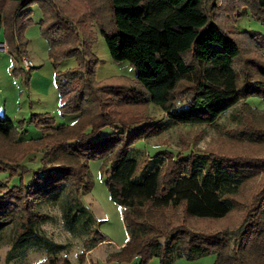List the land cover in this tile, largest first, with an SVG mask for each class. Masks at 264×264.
<instances>
[{"label":"trees","instance_id":"1","mask_svg":"<svg viewBox=\"0 0 264 264\" xmlns=\"http://www.w3.org/2000/svg\"><path fill=\"white\" fill-rule=\"evenodd\" d=\"M0 2V36L19 64L26 57L31 8L41 11L39 30L55 70L59 113L76 117L74 124L56 127L47 115L35 116L31 122L41 136L26 142H19L23 125L0 117V175L7 182L18 179L12 187L0 181V231L15 225L12 251L35 248L49 255L46 264H68L56 259L62 246L40 232L45 216L36 205L59 201L68 233L88 229L93 216L81 196L92 189L88 164L101 160L108 164L101 169L105 187L128 237L107 261L147 264L155 258L173 264L213 256V264H264V181L247 204L238 195L245 183L264 174V158L190 153L169 157L144 174L149 159L140 163L131 156L138 142L163 128L152 123L151 105L172 123L202 125L239 101L264 97V35L228 25L249 15L264 27V0ZM106 7L113 32L101 18ZM94 22L112 61L127 62L134 80L95 81ZM66 59L75 66L58 71ZM12 72L27 82L29 72L17 67ZM244 122L254 132L247 118ZM106 128L110 133L102 136ZM31 154L40 157L27 160H38L36 168L24 163ZM234 215L236 223L229 225ZM87 234L80 263L107 241L97 230Z\"/></svg>","mask_w":264,"mask_h":264},{"label":"rangeland","instance_id":"2","mask_svg":"<svg viewBox=\"0 0 264 264\" xmlns=\"http://www.w3.org/2000/svg\"><path fill=\"white\" fill-rule=\"evenodd\" d=\"M31 10V24L24 32L27 41L24 50H28L27 59L31 61L34 69L28 71L27 82H24L19 74L12 72L16 67L21 68L18 61H15L6 51H0V117L11 120L15 126H24L19 142H26L41 136V132L31 122L35 116L47 115L54 120L56 127L70 126L76 120L74 116H62L59 113V95L54 82L55 70L48 57V44L41 37L39 30L41 11L37 6H33ZM0 13H3L2 2H0ZM102 14L101 18L109 32H113L108 7ZM93 24L91 30L95 35V41L91 52L98 59L95 81L110 85L119 84L125 80H134L136 73L127 62L112 61L99 28L95 22ZM228 25L233 26L239 32L257 31L264 35V27L249 15L238 18L235 22L229 20ZM251 48L254 49L252 46ZM262 53L264 54V48ZM74 66L75 60L66 59L59 63L57 70L63 72ZM148 115L152 118V123L156 128H163L157 135L138 142L133 149L131 156L136 161L144 163L149 159L143 171L144 174L160 168L169 157L188 156L190 153L232 158H264V137L260 136V133L254 134L256 132L264 134V97L239 101L212 124H175L153 105L148 108ZM245 118L252 125L254 132L244 127ZM109 133L108 128L101 131L102 136ZM33 158L39 160L40 157L31 154L24 163L27 164V160ZM38 160L35 164L27 165L36 168ZM88 167L92 189L89 193L83 194L81 200L93 216V222L89 228L78 229L74 234L68 233L63 226L59 201L49 199L37 202L36 210L45 216L39 229L52 242L62 246L56 255L57 260H66L68 264H119L115 261H107L108 256L126 241L127 236L119 208L110 200L105 187V177L101 169L108 168V164L96 160L91 161ZM0 181L8 187L18 184L16 178L7 182L6 175H0ZM263 181L264 174L245 183L239 190L240 201L247 204L249 197L257 191ZM225 187L231 188L232 185ZM236 218L237 215L232 216L228 222L229 225H234ZM91 230L99 231L107 241L87 252L84 255V262L80 263L79 256L84 251V241L88 237V231ZM14 233V224L5 225L0 231V264L47 263L49 255L43 250L27 248L12 251L11 243ZM214 261L213 256H207L193 262L178 260L173 264H213ZM147 264L160 263L153 258Z\"/></svg>","mask_w":264,"mask_h":264},{"label":"built area","instance_id":"3","mask_svg":"<svg viewBox=\"0 0 264 264\" xmlns=\"http://www.w3.org/2000/svg\"><path fill=\"white\" fill-rule=\"evenodd\" d=\"M6 49H7L6 45L4 43L3 44L0 43V51H4L5 52ZM20 66L26 72L30 71L33 68V64L26 57H22L20 59Z\"/></svg>","mask_w":264,"mask_h":264},{"label":"crops","instance_id":"4","mask_svg":"<svg viewBox=\"0 0 264 264\" xmlns=\"http://www.w3.org/2000/svg\"><path fill=\"white\" fill-rule=\"evenodd\" d=\"M0 43H1V44L4 43V44L6 45V43L4 42V39H3V36H2V35L0 36ZM25 48H26V47H25ZM25 50H26V51H25V56L27 57V55H28V50H27V49H25ZM127 239H128V237L126 236V241H127ZM126 241H124L123 244L126 243ZM108 242H110V241H108ZM123 244L121 245V247L123 246ZM121 247H120V248H121Z\"/></svg>","mask_w":264,"mask_h":264}]
</instances>
